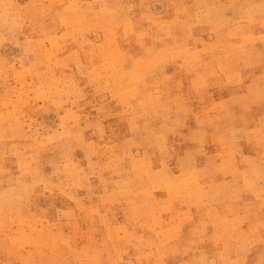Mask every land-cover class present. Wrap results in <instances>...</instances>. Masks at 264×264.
<instances>
[{
	"label": "rangeland",
	"instance_id": "obj_1",
	"mask_svg": "<svg viewBox=\"0 0 264 264\" xmlns=\"http://www.w3.org/2000/svg\"><path fill=\"white\" fill-rule=\"evenodd\" d=\"M246 2L253 0H8L18 19L15 26L0 24V128L29 113L32 105L43 104L38 97L48 89L71 83L83 88L91 102L83 111L93 118L104 116L106 135L93 129L90 138L103 135L108 151H115L126 133V114L110 92L97 94L89 75L104 69L134 70L158 49L175 48L176 33L186 32L190 38L175 56H203L212 87L206 102L198 93L189 98L200 113L189 126L204 129L194 141L203 155V168L186 180L199 199L180 198L151 223L135 221L128 202L113 199L108 191L112 185L103 181L93 182L102 185L95 195L91 188L81 191V200L38 196L24 207L0 200V264H124L131 259L149 264L152 258L139 257L126 238L132 232L155 240L157 228L169 237L167 264H184L189 256L180 246L191 241L198 253L226 257L228 264H264V193L251 187L252 181L256 187L264 183L259 175L264 162V104L251 105L243 119L234 121L248 136L236 143L229 138V106L248 110L246 97L264 90V64L251 55L253 49L264 54V44L249 33L262 35L264 27H240V4ZM212 5L225 6L228 27L204 15ZM173 66L179 68L175 60ZM159 86L165 97L178 91L188 97L196 84L185 71L183 82ZM226 94L228 99H223ZM234 111L240 115L239 107ZM46 115L51 113L38 114L40 119ZM195 135L189 130L190 137ZM192 142L186 138L184 147ZM155 196L167 199L162 191ZM54 205L69 211H57Z\"/></svg>",
	"mask_w": 264,
	"mask_h": 264
},
{
	"label": "clouds",
	"instance_id": "obj_2",
	"mask_svg": "<svg viewBox=\"0 0 264 264\" xmlns=\"http://www.w3.org/2000/svg\"><path fill=\"white\" fill-rule=\"evenodd\" d=\"M224 12V5H212L204 15H211L220 27H228L230 18L226 19ZM17 19L8 0H0V24L15 26ZM195 19L199 22L200 14ZM238 23L246 31L256 24L264 27V0L240 4ZM249 33L255 42L264 44V34L254 36L251 31ZM189 38L190 34L186 32L176 33L175 48L169 45L167 49H158L134 70L104 69L89 75L88 82L97 94L110 92L126 114V133L111 153L103 135L93 133L96 138L89 136L93 129L103 133L104 116L93 118L85 113L83 108L91 102L83 88L71 83L48 89L38 97L43 104L32 105L30 114L22 113L5 128H0V200L22 207L38 196L81 200V191L91 188V194L95 195L97 187L102 185L93 182L103 181L112 185L108 191L113 199L128 202L135 221L151 223L176 200L184 197L199 199V194L193 192L186 180L203 168L200 165L203 155L194 141L199 140L204 129L189 126L190 121L200 118L189 98L192 93H198L206 102L212 82L210 74L204 70L203 56H175L176 52H183L180 45ZM199 39L207 43L205 36ZM251 55L264 64V54L253 49ZM173 60L179 68L173 66ZM185 71L196 87L190 90L188 97L179 91L165 97L159 85L172 87L174 80L183 82ZM222 98L228 99V95ZM245 103L248 110L239 104L229 106L233 120L229 137L232 143L250 134L244 127H235L234 121L243 119L251 111V105L264 104V90L246 97ZM237 107L239 116L234 111ZM41 112L51 115L40 119L38 114ZM189 130L197 135L190 137ZM173 136L179 139L173 141ZM261 136L264 138V120ZM186 138L193 141L187 148L184 147ZM252 173L258 174L256 165H252ZM259 175L264 178V162ZM251 187L253 191L264 193V183L256 187L252 181ZM158 191L167 193V199L156 198ZM85 194L88 193L85 191ZM54 207L57 211H69L58 205ZM71 211L74 213L75 209ZM156 231L159 236L151 241L129 232L126 242L137 250L139 257L150 256L149 264H167L169 237L159 228ZM194 243L180 246L183 254L189 256L184 264H228L226 257L217 259L198 253L192 246ZM192 253L196 255H190ZM124 264H137V261L131 259ZM232 264L240 262L236 260Z\"/></svg>",
	"mask_w": 264,
	"mask_h": 264
},
{
	"label": "bare ground",
	"instance_id": "obj_3",
	"mask_svg": "<svg viewBox=\"0 0 264 264\" xmlns=\"http://www.w3.org/2000/svg\"><path fill=\"white\" fill-rule=\"evenodd\" d=\"M247 1V0H246ZM251 1V0H250ZM247 3V2H246ZM108 4V3H107ZM108 7V6H107ZM112 7V6H111ZM218 7V6H217ZM177 9V8H176ZM245 44V43H244ZM248 62V61H247ZM251 64V63H250ZM192 85V84H191ZM258 87V86H257ZM253 90V89H252ZM257 90V89H256ZM168 95V94H167ZM258 123V122H257ZM256 130V129H255ZM253 141V140H252ZM257 143V142H256ZM203 145V144H202ZM111 148V147H110ZM200 149V148H199ZM207 164V163H206ZM213 164V163H212ZM208 167V166H207ZM216 169V168H215ZM228 170V169H227ZM217 171V170H216ZM203 173V172H202ZM209 173V172H208ZM242 174V173H241ZM208 177V176H207ZM198 181V180H197ZM187 183V182H186ZM234 183V182H233ZM221 184V183H220ZM213 186V185H212ZM211 186V187H212ZM217 186V185H216ZM215 186V187H216ZM221 188V187H220ZM213 189V188H212ZM212 189H210V190H212ZM216 189V188H215ZM229 195V194H228ZM228 198V197H227ZM223 199V198H222ZM72 200V199H71ZM90 200V199H89ZM200 201H202L201 199H200ZM75 202V201H74ZM177 202V201H176ZM229 202V201H228ZM195 204V203H194ZM200 204V203H199ZM81 205V204H80ZM197 205V204H196ZM227 206V205H226ZM83 207V206H82ZM85 207V206H84ZM251 207V206H250ZM179 208V207H178ZM239 210V209H238ZM79 211V210H78ZM208 211V210H207ZM246 212V211H245ZM82 213V212H81ZM91 213V212H90ZM176 213V212H175ZM243 213V212H242ZM93 214H94V212H93ZM66 215V214H65ZM218 215V214H217ZM178 216V215H177ZM225 216V215H224ZM237 218V217H236ZM81 220V219H80ZM216 220V219H215ZM221 221H222V219H221ZM226 220H224V222H225ZM239 221H240V219H239ZM247 222V221H246ZM143 223V222H142ZM222 223V222H221ZM220 224V223H219ZM119 225V224H118ZM141 225H143V224H141ZM160 225V224H159ZM215 225V224H214ZM213 225V226H214ZM222 226V225H221ZM170 229V228H169ZM255 229V228H254ZM116 231V230H115ZM171 232H173V231H171ZM170 232V233H171ZM127 234V233H126ZM242 235H243V233H242ZM124 237V236H123ZM126 237V236H125ZM241 238V237H240ZM220 239V238H219ZM207 240H209V239H207ZM216 240H217V238H216ZM247 241H249V240H247ZM244 243V242H243ZM246 243V242H245ZM247 243H249V242H247ZM248 245H250V244H248ZM91 246V245H90ZM240 246V245H239ZM241 247V246H240ZM237 248V247H236ZM238 249H240V248H238ZM237 250V249H236ZM246 250V249H245ZM80 251V250H79ZM77 253H79V252H77ZM183 255V254H182ZM220 255V254H219ZM138 257V256H137ZM89 258V257H88ZM94 264V263H93ZM232 264V263H231Z\"/></svg>",
	"mask_w": 264,
	"mask_h": 264
}]
</instances>
